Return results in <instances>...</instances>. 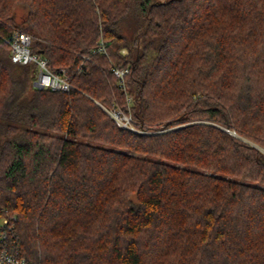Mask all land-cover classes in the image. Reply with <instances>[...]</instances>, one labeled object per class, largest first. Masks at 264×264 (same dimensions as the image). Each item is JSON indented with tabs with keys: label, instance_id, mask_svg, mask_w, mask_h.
I'll use <instances>...</instances> for the list:
<instances>
[{
	"label": "trees",
	"instance_id": "obj_1",
	"mask_svg": "<svg viewBox=\"0 0 264 264\" xmlns=\"http://www.w3.org/2000/svg\"><path fill=\"white\" fill-rule=\"evenodd\" d=\"M7 214L33 264H264V0H0Z\"/></svg>",
	"mask_w": 264,
	"mask_h": 264
},
{
	"label": "built area",
	"instance_id": "obj_2",
	"mask_svg": "<svg viewBox=\"0 0 264 264\" xmlns=\"http://www.w3.org/2000/svg\"><path fill=\"white\" fill-rule=\"evenodd\" d=\"M11 58L16 63H34L38 67V75L34 84L40 88L51 89L54 91H69L73 88L69 74L66 69L53 71L48 67V59L32 50L33 37L30 33L22 30H15L12 38L9 39ZM97 50L106 51V43L101 41ZM87 58H89L87 56ZM113 73L119 78L125 87V76L128 68L117 66L112 67ZM108 113L124 128L140 131L133 125L132 117L124 113L119 108H106ZM235 134L234 131H231ZM16 217L6 215L0 225V264H33L24 255L18 245L15 228Z\"/></svg>",
	"mask_w": 264,
	"mask_h": 264
},
{
	"label": "rangeland",
	"instance_id": "obj_3",
	"mask_svg": "<svg viewBox=\"0 0 264 264\" xmlns=\"http://www.w3.org/2000/svg\"><path fill=\"white\" fill-rule=\"evenodd\" d=\"M138 130H140V129H138ZM141 131V130H140Z\"/></svg>",
	"mask_w": 264,
	"mask_h": 264
}]
</instances>
